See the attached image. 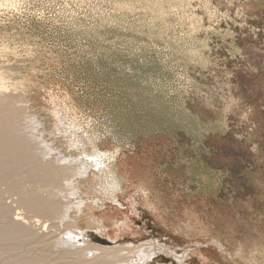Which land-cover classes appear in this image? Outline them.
<instances>
[{"label":"rangeland","instance_id":"rangeland-1","mask_svg":"<svg viewBox=\"0 0 264 264\" xmlns=\"http://www.w3.org/2000/svg\"><path fill=\"white\" fill-rule=\"evenodd\" d=\"M0 26L47 141L114 157L118 197L109 179L89 182L84 203L106 204L81 229L188 252L158 253L163 264H202L200 250L235 264L212 240L253 264L264 245V0H0Z\"/></svg>","mask_w":264,"mask_h":264},{"label":"bare ground","instance_id":"bare-ground-1","mask_svg":"<svg viewBox=\"0 0 264 264\" xmlns=\"http://www.w3.org/2000/svg\"><path fill=\"white\" fill-rule=\"evenodd\" d=\"M6 37L9 34L0 26V264H163L155 258L158 253L173 255L183 262L187 251L177 255L160 241L117 244L105 240L113 239L104 237L103 230L97 232V227L92 230L105 239L96 238L77 225L80 217L97 221L93 211L106 204L103 200L100 205V200L91 205L84 203L88 199L82 190L89 182L109 179L113 194L118 197L120 183L112 173L117 169L107 167L111 156L101 152L96 143H90V151L88 144L72 140L65 147L72 151L66 155L47 141L45 125L31 112L36 103L32 84L14 60L17 52L10 51L4 42ZM64 131L61 128L60 132ZM49 136L56 134L51 132ZM58 222L65 229L56 234ZM197 227L199 234H209L204 223L197 222ZM211 244L234 258L235 264L246 263L245 255L231 250L228 253L220 240H212ZM199 255L202 264L214 260L203 250ZM248 259L253 264L260 260L264 264V245L253 249Z\"/></svg>","mask_w":264,"mask_h":264}]
</instances>
